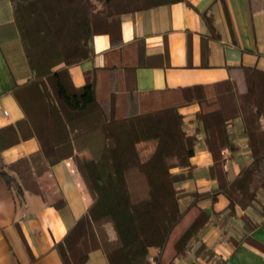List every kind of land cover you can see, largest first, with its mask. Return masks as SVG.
I'll return each instance as SVG.
<instances>
[{
	"label": "trees",
	"instance_id": "1",
	"mask_svg": "<svg viewBox=\"0 0 264 264\" xmlns=\"http://www.w3.org/2000/svg\"><path fill=\"white\" fill-rule=\"evenodd\" d=\"M7 1L12 20L0 26V35L14 32L29 77L11 90L23 117L0 129V151L28 139L36 140L38 150L0 168V177L21 203L28 179L35 181L48 167L72 158L91 198L87 211L53 246L61 263L84 264L90 252L100 250L107 264H176L196 243L195 253L213 256L201 242L211 216L200 202L222 195L232 216L264 195V71L238 65L227 68L236 75L229 80L140 94L134 88L136 70L157 67L161 59L145 54L143 39L115 46L121 17L183 0ZM201 16L217 39L211 14ZM101 34L110 37L112 49L103 66L85 73L84 85L76 87L69 69L94 58L92 39ZM191 104L199 106L195 119L218 188L189 194L182 210L185 193L178 184L191 175L196 137L183 130L179 110ZM236 117L251 162L228 181L220 152L236 150L228 135ZM150 140L153 152L143 160L138 144ZM177 168L187 173L173 172ZM260 215L264 220V208ZM259 225L252 223L248 233L233 240L236 246L247 242L264 253V245L250 236Z\"/></svg>",
	"mask_w": 264,
	"mask_h": 264
},
{
	"label": "crops",
	"instance_id": "2",
	"mask_svg": "<svg viewBox=\"0 0 264 264\" xmlns=\"http://www.w3.org/2000/svg\"><path fill=\"white\" fill-rule=\"evenodd\" d=\"M204 12L212 16L217 39L201 16ZM11 20L10 12L9 18L0 20V26L6 28ZM135 39H143L147 56L161 59L157 60L160 64L157 67L136 70L134 88L140 94L229 80L236 75L227 68L238 65L264 71V0H183L124 14L115 46H126ZM92 46L94 58L69 69L76 87L84 85L85 73L103 66L104 54L112 49L110 37L105 34L94 36ZM28 77L29 70L16 35L13 31L3 32L0 35V129L22 119L11 90ZM198 110L197 104L179 110L183 130L196 137L190 160L191 175L178 184L185 193L179 200L182 210L191 201L189 194L208 193L218 188L210 174L213 161L204 142L203 128L195 119ZM242 125L239 117L229 123L228 135L236 150L220 152L222 171L228 181L234 180L251 162ZM37 150L36 140L28 139L0 151V168L29 157ZM173 172L187 173V169L177 168ZM22 197L20 203L16 191L8 188L0 177V264H62L53 246L91 205L75 160L65 159L48 167L35 181L28 179ZM227 204L222 195L215 202L209 199L200 202L211 216L201 242L213 256L204 262L211 264L216 259L224 264H264L263 252L247 242L237 247L233 241L248 233L254 223L260 225L250 236L264 245V220L260 215L264 195L258 194L252 206L237 209L232 216L226 214ZM198 245H194L193 251ZM84 264L107 263L102 252L96 250L90 252ZM176 264L201 262L199 257L189 253Z\"/></svg>",
	"mask_w": 264,
	"mask_h": 264
},
{
	"label": "rangeland",
	"instance_id": "3",
	"mask_svg": "<svg viewBox=\"0 0 264 264\" xmlns=\"http://www.w3.org/2000/svg\"><path fill=\"white\" fill-rule=\"evenodd\" d=\"M43 2H45V4L47 3L46 1H43ZM48 4L51 5L50 3H48ZM10 12H11L10 2L7 1V0H0V20L9 18L10 17ZM238 83L241 84L240 80H238ZM129 111L130 110L128 108V112ZM151 141L153 142V140H150V141H147V142H140L138 144V150L140 152L139 154H141L140 157L143 160H145L146 158H148L151 155V153L153 152L154 142H153V144H151L152 143ZM110 235L112 237V234L111 233H110ZM193 249H194V246H193ZM193 249L190 251V253L192 254V256L199 257L201 264H208V263H206L204 261L207 260V258L209 256L207 254H206V256H203V255H201V253H195V251H193ZM210 258H212V256ZM217 261L218 260L215 259V260H213V262L211 264H216Z\"/></svg>",
	"mask_w": 264,
	"mask_h": 264
}]
</instances>
